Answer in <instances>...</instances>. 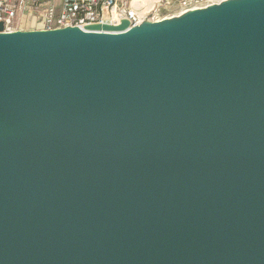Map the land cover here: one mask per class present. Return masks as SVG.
I'll return each instance as SVG.
<instances>
[{"label": "water", "instance_id": "water-1", "mask_svg": "<svg viewBox=\"0 0 264 264\" xmlns=\"http://www.w3.org/2000/svg\"><path fill=\"white\" fill-rule=\"evenodd\" d=\"M0 264H264V0L0 22Z\"/></svg>", "mask_w": 264, "mask_h": 264}, {"label": "built area", "instance_id": "built-area-1", "mask_svg": "<svg viewBox=\"0 0 264 264\" xmlns=\"http://www.w3.org/2000/svg\"><path fill=\"white\" fill-rule=\"evenodd\" d=\"M224 1L228 0H62L57 12L50 0H0V22L4 23L5 32H15L17 15L31 10L45 21L44 30L84 29L92 24L119 26L123 20L134 28L146 20L160 22Z\"/></svg>", "mask_w": 264, "mask_h": 264}, {"label": "crops", "instance_id": "crops-1", "mask_svg": "<svg viewBox=\"0 0 264 264\" xmlns=\"http://www.w3.org/2000/svg\"><path fill=\"white\" fill-rule=\"evenodd\" d=\"M15 2L16 0H12ZM57 12L61 10L62 0H50ZM14 27L17 31H38L46 28V23L38 15L33 13L31 10L17 15L14 23Z\"/></svg>", "mask_w": 264, "mask_h": 264}, {"label": "rangeland", "instance_id": "rangeland-1", "mask_svg": "<svg viewBox=\"0 0 264 264\" xmlns=\"http://www.w3.org/2000/svg\"><path fill=\"white\" fill-rule=\"evenodd\" d=\"M104 15H105V18H108L109 16L107 11L104 12Z\"/></svg>", "mask_w": 264, "mask_h": 264}]
</instances>
